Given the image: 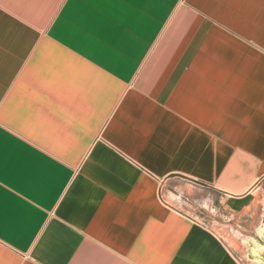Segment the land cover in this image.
Segmentation results:
<instances>
[{"label": "crops", "instance_id": "crops-1", "mask_svg": "<svg viewBox=\"0 0 264 264\" xmlns=\"http://www.w3.org/2000/svg\"><path fill=\"white\" fill-rule=\"evenodd\" d=\"M264 264V0H0V264Z\"/></svg>", "mask_w": 264, "mask_h": 264}, {"label": "rangeland", "instance_id": "rangeland-1", "mask_svg": "<svg viewBox=\"0 0 264 264\" xmlns=\"http://www.w3.org/2000/svg\"><path fill=\"white\" fill-rule=\"evenodd\" d=\"M231 247L235 251V253H237L239 255V258H241V261L243 260L244 263L249 262L250 264H252L250 261H248L247 259L244 258L245 256L243 257V255H242L243 252L241 251V249L239 248L238 245H235L234 243H232Z\"/></svg>", "mask_w": 264, "mask_h": 264}]
</instances>
